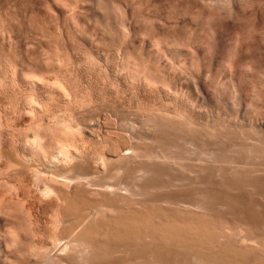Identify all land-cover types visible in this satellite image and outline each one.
Returning a JSON list of instances; mask_svg holds the SVG:
<instances>
[{"label": "rangeland", "instance_id": "374dc122", "mask_svg": "<svg viewBox=\"0 0 264 264\" xmlns=\"http://www.w3.org/2000/svg\"><path fill=\"white\" fill-rule=\"evenodd\" d=\"M219 1L220 0H216V1H214V0H134V1L133 0H113V1L112 0H103V2H102V0H98V1L97 0H54V1L53 0H0V175H1L0 176V184H1L0 185V215H1L0 216V233H2L4 230L5 231H8L9 229L11 230V228L13 230L14 229L20 230L19 229L20 226L18 224H21V227L26 228V226H28L29 223L27 221H23V220L25 217H26L25 220H28L27 216H24V215H26V214H24V212H26L24 210H27L28 208H31V210L34 213L39 212L37 215L39 216L40 220H42L41 221V222H43L42 224L44 226L46 225L45 226L46 228H50L52 221L56 218V215L54 212H56V214H57L58 213L57 211L60 210V211H62V213H61L62 216H63V214L66 213L67 215L63 216L65 218L68 217V215H70V213H69L70 211L68 212L66 210H68V207L70 205L72 208H74L73 207L75 205L74 200L77 201V198H78L75 196L76 193L79 194V197H81V196L84 197V195H85L84 199L85 198L86 199L87 198L92 199L94 197L96 198L97 195L94 196L96 191H95V193L93 191L97 190V188L100 187L101 185H102L101 187L104 188L103 185L107 186V185H110V183H111L110 189H112V188L114 189L117 187L118 191H119V189L123 190L125 192V194H124L121 191L123 193V195H127V197L123 196V195H122L123 196L122 197L121 194L119 192H117V195L119 193V196H115V194H114L115 198H113V199H116V198L118 199L120 197L119 199H122V201L126 202V204L129 205L131 203L129 201H131L132 199L130 197L128 198V196H131V194L133 192L137 195L132 194L131 197L133 198V195H134L135 197L133 199L135 200V198H136L139 200V202H136L138 200L132 201V202H134L135 208L137 206H140L141 209H147V211L145 210V212H148V211L151 212L152 210H154L155 206H156L155 202L158 205V204H160L159 201H161V199H162V201L169 200V199L172 200L174 197L178 198V195H179L178 199L174 198L173 200H182V199L185 200L189 196L191 197L193 194V196H192L193 198L189 197V199L185 200V201L192 200L193 203H197V201H199V203L201 202L200 208H202V209L197 208L198 206L195 207V209L194 208L189 209V208H186L185 206L181 207V206H179V204H177L178 206H176L174 203L171 204V205H174V207L173 206L170 207L169 204L167 206L164 205V207L166 209H168L169 214H173V217H174V215H178V217H181V218H185V217L197 218L200 221V224L204 225V227L201 228L204 231L203 230L200 231L201 229L198 230L201 233H203V235L200 234L199 236H200V238H202L201 236H203V238H205L207 235H209V237H207V238H209L210 243H212L211 245H213L215 243L212 246V248H217L215 246V245H217L215 240L220 238V236L218 234L219 233L221 234L224 231L223 228L226 227L227 225L229 226L231 222L232 223H231L230 227L233 226L235 229H237V227L239 229L240 226L241 227L245 226V227H243L244 230L242 228V232L244 231L243 232L244 234L248 233L249 235L251 233L250 236H252V237H255V234H256V236L264 234V174H262L264 172V170H263L264 169V161H263L264 160V156H263L264 155V122H263L264 118L261 117V116L264 117V108H263L264 107V0H250V1L249 0H247V1L246 0H244V1L240 0L241 2L239 1V3L236 0H228V1L221 0L222 1V2L220 1L221 4L219 3ZM97 2L98 3L100 2V3L98 4ZM101 3H103L101 5L103 7V10L101 9V6H100ZM224 3H226V4H224ZM229 3H230V5H228ZM97 4H98V6H97ZM104 4H106V6ZM134 4H135V8H134ZM116 5L118 6V9L116 8L117 7ZM58 6H60V7L58 8ZM107 9H109V12H111V13H108V15L105 14L108 12ZM233 12L235 14H233ZM73 15L74 16L76 15L75 16L76 18L74 17L75 20H72ZM64 17H65V19H64ZM43 18H44L45 23L42 21ZM47 19H48V21H47ZM68 19L71 20L70 21L71 23H69V24L72 25V29L74 31L70 28V26L68 24ZM76 19L78 22L76 21ZM74 21L77 22V24L74 23ZM66 23H67V25H66ZM78 23L80 25H78ZM76 25H77V27H76ZM163 27H165V28H163ZM69 28H70V30H69ZM54 29H56V31ZM59 29H61V31ZM50 30L55 31V32L53 33ZM125 30H126V33H125ZM57 31H60V32H57ZM66 32H69L72 35H70L69 33H66ZM51 33H52V35H51ZM237 33H240L241 36L240 35L238 36ZM53 34L55 36H57L56 37L57 40L54 39L55 36ZM73 35L76 37H74ZM233 35H236V37ZM244 35L246 36V38ZM63 37L65 39H62ZM71 37H73V38H71ZM115 37H116V39H115ZM238 37H240V38L238 39ZM69 39H71V40H69ZM235 39H237V40H235ZM240 39H241V41H240ZM63 40H64V42H63ZM121 40H123L124 42ZM229 40H230V42H229ZM234 40L239 41V43L238 42L237 43H238V45L239 44L240 45L238 46V45L234 44V42H235ZM153 41L155 42L154 45H156V46L151 44V43H153ZM56 42H58V43H56ZM121 42H123V43H121ZM124 43L126 45H124L123 46L124 48H123L122 45ZM158 44H160V45H158ZM65 45H67L68 47ZM64 47L66 50L64 49ZM116 47H118V48L116 49ZM121 47L123 49H121V51H119ZM157 47L159 49H157ZM152 48H154V49H152ZM232 48H234L236 53L233 52L234 50ZM53 50H55V51H53ZM116 50H117V52H116ZM123 50H125V51H123ZM129 51H130V54L132 53V55L128 56ZM119 53L121 54L120 56L118 55ZM125 53H127L126 56H124ZM162 53H163V55H162ZM166 54L168 57H166ZM133 56L136 57V59ZM67 57H69V58H67ZM58 59H59V61H58ZM128 59L129 60L131 59L132 61L130 60V61H128L129 62L128 63L126 61ZM135 60L137 61V63L140 66L137 67ZM61 61H62V63H61ZM63 61H65L66 64ZM59 63H61V64L59 65ZM124 64L127 65V68ZM134 64H136V66H134V67H136L135 68L136 70L132 69ZM149 65H150V67H149ZM172 65H173V67H171ZM65 66H68V67H65ZM140 68H142V70ZM148 68L150 70H148ZM158 68H159V70H158ZM179 68H181V70ZM68 69H69V71H68ZM171 69H173V70H171ZM152 70H154V72H152ZM155 70H158L159 73H158V71H155ZM178 70H179V72H178ZM144 71H145V73H144ZM169 71H171L173 73H171ZM131 72H133V73L131 74ZM139 72H141V73H139ZM155 72H157V74ZM176 72H178V73H176ZM143 73L145 75L147 74V77H152L153 81H152V79L148 80L149 79L148 78V79H146V80H148L146 82L145 78H140V77H142V75H144ZM150 73H152V74L150 75ZM164 73H165V75H164ZM175 73L177 74L176 76H174ZM134 74H137L138 77L137 76L135 77ZM139 74H141V75H139ZM154 74H156L157 76L155 77ZM132 75H133V77H135V79L140 78L141 80L138 79L139 82H138V80L134 81V78L132 77ZM145 75H144V77H146ZM164 76H167L166 77L167 80L164 78ZM173 77H174V80H173ZM131 78H133V81H131ZM170 78L172 81H170ZM216 78H217V80H215ZM161 79H163V81L166 80L167 85L165 84V82H161L162 81ZM155 80H157V82H161V85H159V83H156ZM228 80H230V81H228ZM149 81H151L150 84H153V82L155 81V83H156V84L154 83L155 88H154V84H153L152 89L154 88L156 90L151 89V85H148ZM182 81H184V82H182ZM204 81H205V83H204ZM140 82L143 85L147 84L146 86H144L145 88H143V85L141 86ZM218 82H220V83H218ZM58 83H60V84L58 85ZM133 83H135V84H133ZM216 83L220 84V85L217 86ZM227 83H229V85ZM236 83H237V87H236ZM157 84L161 87H159ZM162 85H165V86H162ZM224 85H226V86H224ZM132 86H134V87H132ZM147 86H148V89H146ZM149 86H150V88H149ZM165 87H167V88L170 87L171 89L170 88H168V89H170L171 91L168 89H167L168 91H166ZM178 87H179V89H176ZM197 87H200L202 89L200 90V88H197ZM235 87H236V89H235ZM241 87H242V90H241ZM76 88H77V90H76ZM163 88H164V90H163ZM144 89H146L147 91ZM197 89H198V91H197ZM172 90H175V92ZM235 90H238L239 93ZM145 91H146V93H145ZM169 91L171 92L170 94H169ZM180 91L182 93H180ZM199 91L201 93L202 92L203 93L200 95ZM230 91H231V93H230ZM149 92H151V94ZM166 92H168V93H166ZM236 92H237V94H236ZM160 93H162L163 95ZM172 93H174V94H172ZM177 93H180V95ZM184 93L186 94L185 96H187V97H185V99H184ZM258 93L260 94V96L258 95ZM74 94H76V95H74ZM203 94L206 97H204ZM182 95H183V97H182ZM238 95H239V98H238ZM171 96H173V99L175 98L176 100L178 98L179 100H177V102L178 101L179 102L177 103L175 99L171 100V98H172ZM198 96H200V98H199L200 101L198 99ZM138 97H140V98H138ZM181 97H182V99H181ZM150 98L153 101V102L151 101V103H150ZM163 98L165 101L163 100ZM143 99L145 100V102ZM147 99H148V101H147ZM160 99H161V101H160ZM191 100H193V102H192L193 104H191ZM231 100L233 101V103ZM155 101H157L158 103ZM162 101L164 103H161ZM202 101L204 102L203 104H202ZM257 101H259V102H257ZM146 102H148V103H146ZM251 102H252V105L250 107L249 105L251 104ZM144 103H146L149 107L146 104L143 105ZM154 103L157 104V106H158L157 108H159L160 110H158L156 108V104H154ZM172 103H174V104H172ZM185 103H187V104H185ZM246 103H248V104H246ZM150 104H151V106H150ZM153 104L155 105L154 108H155L156 112H157V110L160 111L159 115H158V112L156 113L153 111L154 110L153 108H150V107H153ZM167 104L168 105L170 104V106L174 105V107H172L171 109L165 110V108L168 106ZM201 105L202 106L206 105V106L203 107V109H202ZM246 105H248V106H246ZM137 106H138V108H137ZM144 106L148 107L147 111L142 110V108H144ZM163 106H165V107H163ZM191 106L193 109L191 108ZM176 107H178L179 109L182 107L183 111L185 109H186V111H184V112L182 111L183 112V115H182V112H181L182 108H181V110H179ZM246 107H247V109H246ZM161 108H164V109H161ZM174 108H176L177 110ZM195 108H196V110H195ZM256 108H258V109H256ZM145 109H147V108H145ZM175 110H176V113H175ZM178 110L180 112H178ZM189 110H190V113L188 114L187 112H189ZM239 110H240V113H239ZM151 111L154 112V113L152 112L154 114V115L152 114V116L150 115ZM163 111H165V112H163ZM191 111L195 112L196 114L191 112ZM198 111H200V112H198ZM201 112H202V114H201ZM245 112H247V113H245ZM155 113L158 117V118H156V120L159 119L158 120L159 123L154 118V117H156ZM161 113H164V115H161ZM233 113H234V115H233ZM236 113H238L240 115L238 116V114H236ZM259 113H261L260 116H259ZM171 114H173L175 117H173ZM255 114H256V116H255L256 119L254 117ZM71 115H72V117H71ZM160 115H161V117L166 116L167 121L170 119L171 116L174 119L172 118V121L169 120V123H167L166 121L160 120V118H161ZM177 115H178V118L181 116L180 119H186L188 124H190L191 121H193V119H194V123H195V119H196L195 124L198 127L195 126L196 127L195 128L194 127L195 124L193 125L192 124L193 122H192L191 124L193 125L194 128L193 127L192 128L190 127V128L192 130L193 129H195V130L190 132L191 131L190 128L189 129H187V127L184 128V126H186V124H185L186 120H181L185 124V125L183 124V127H182L183 129H181L180 126H182V122L177 121V119H178V118H176ZM120 116H122V117H120ZM164 117H163V119L166 120V117L165 118ZM228 117L231 121L228 119ZM230 117H232V118H230ZM233 117L234 118L236 117L237 120H236V118L234 119ZM71 118H73V119H71ZM175 118H176V120H175ZM258 118H260V120ZM148 119H149V121H147ZM188 119L191 120L190 123L188 122L189 121ZM240 119L244 120V121L242 120V123L243 122L245 123V121H246V123L242 124L240 122ZM253 119H254V121H253ZM197 120H198V122H197ZM233 120H234V122H233ZM247 120H248V122H247ZM258 120L260 122H257ZM73 121H75V122H73ZM162 122L163 123L166 122L165 123L166 126L168 127V125H169L170 127L169 128L165 127V125ZM180 122H181V124H179ZM256 122L258 123V125ZM233 123H235V124H233ZM252 124H253V128L251 127ZM262 124H263V126H262ZM192 125H190V126H192ZM171 126H173L174 128H172ZM187 126H189V125H187ZM249 128H251V129H249ZM254 129H256V130L252 131ZM193 133H194V135H193ZM38 135H39V137H38ZM191 136H193V137H191ZM243 136H245V137H243ZM125 137L127 139L128 138L129 139L127 140ZM105 138H109V139H105ZM194 139H197V140H195L196 142L194 141ZM252 139L253 140L255 139V140L253 141ZM194 142L196 143V145L199 142H201V143L198 144L199 146L198 145L196 146L194 144ZM123 143H126V144L129 143V145L127 146L126 144H123ZM130 143H133L135 146L137 145L139 147H137V146L134 147V145L132 144L134 148H130V147H132L130 145ZM105 144L108 146L106 147ZM47 145H48V147H47ZM124 145H126V147H124ZM59 146H60V148H59ZM70 146H73V147H71L72 149L70 148ZM165 146H166V148L170 149V151H172V150L173 151L168 152L169 150L166 149ZM109 147H111V149L113 148L112 151L114 150V153H115V151H116L115 149L117 147L120 149V150H118V148H117L118 153L116 151V153H115L116 155L120 153L119 151H121V149L127 148V151H129L128 147L130 148L129 152H133V150H135V152H136V149H138V148H141L140 150L144 149V152L146 151L145 148H148L147 150L149 152V149L153 148L151 150L153 152L155 151V153H157L159 151L160 153L162 152V153H165V154L172 156V157L175 156L174 158L177 157L179 159H181L180 157L182 156L181 160H178L177 158L175 159L178 162L179 161L182 162V164L181 163L176 164L177 162L174 160V158H172L173 160L169 159L171 161H169V160L167 162L165 161L166 163H163V161H162L163 159H161L160 163H159V161L157 163H155L156 160H159V159H156L154 157L153 158H154L155 164H153V160H150V159H152V157L146 156L145 155L146 153H143L144 155L141 156L142 152H143L142 151L140 154L137 153L136 156H139L140 161L142 160L144 162H145L146 158L147 159L149 158L148 164L146 162L145 163L140 162L138 159H136L139 157L133 158V161L131 159H126L127 162L125 160H123V161H125L124 163H127V164H128V162H130V164L132 162H134V164L136 163L135 167L129 166V167H131V168H129V167H127L128 166L127 164L125 165L123 163V161L120 165L119 164L120 162H115V160H113L115 158V154H113L112 151H111L112 154L110 152H108L111 150ZM102 148H103V150H102ZM105 148H107V149H105ZM61 149H63V150H61ZM199 149H201V150H199ZM64 150H66L67 152H64ZM140 150H137V151H140ZM151 150H150V154H153V152ZM103 152H105V153H103ZM5 153L8 157L5 155ZM63 153L64 154L69 153L68 156L70 155V153H72L71 155H72V157H74L75 160L73 158H72L73 160L71 159V155H70V158L69 157L67 158V154L65 156ZM210 153L212 155L213 154L214 155L212 156ZM255 153L261 155V157L259 155L256 156ZM21 154H23V155H21ZM59 154H61V155L59 156ZM199 154H200V157L198 159ZM201 154L205 157L204 158L202 156L204 158V159H202L203 162L206 160V162H204V164L200 160ZM220 154H221V156H220ZM9 155H10V157H9ZM16 155H17V157H16ZM39 155H41L42 157ZM45 155H47L48 157H46ZM99 155H101V156L107 155L105 157L106 159L103 157L105 162H104V160L101 161ZM208 155H211V156H208ZM11 156H12V158L15 157L16 159H19V156H21V159L23 158L22 161H24V165H27L30 167H31V165H33L34 168H36V169L30 168V167H29L30 169L25 168L27 166H25V167L23 166L24 170L22 169V167H18V168L16 167L17 169H15L14 166H16V165L14 164L15 162H12ZM75 156H78V157H75ZM214 156L217 159H215ZM45 157H46V160L49 159L50 162L47 161V163H48V165L50 164V166L55 165V164H56L55 166H57L60 164L59 166H57L60 168V169L58 168L59 171L57 170V172H56L55 169L50 170V168H52L53 166L48 168V165H47V167L45 168L46 165L43 166L44 164H47L46 161H44ZM92 157H95V158L98 157L100 159L101 163L103 162V164H104V165L102 164L103 167L101 168V166H102L101 163H99V164L97 163L99 161V159L97 160V159L92 158ZM111 157H113L112 160H113L114 164H112L113 163V162H111L112 160L109 159ZM257 157L261 161H259V159H257ZM183 158L185 160L187 159V161L185 162V160H183ZM191 158L194 160L196 159V162L191 160L192 165H190L191 162H189ZM249 158H251V159H249ZM70 159L72 162L70 161ZM88 159L90 161L94 160V162L93 163H92V161L89 162ZM108 159L111 161H110V163L108 162L109 163L108 165H106L105 163H107L106 160H108ZM8 160H9V162H8ZM40 160L42 161V163L43 162H45V163L41 164ZM80 160H81V162H80ZM86 160L88 161V163H86L87 162ZM128 160H131V161H128ZM182 160L185 162L186 166H187L188 162L190 163L189 166H187L188 168L183 164L184 162ZM199 160L202 162L203 165L200 164V166H199V163H200V162L198 163ZM226 160H229L230 162L231 161L232 162L229 163ZM237 160H240L241 163ZM52 161L54 164L52 163ZM118 161H119V159H118ZM120 161H121V159H120ZM150 161H152L151 165L154 166L153 168L150 165ZM174 161L176 163H174V166H173V165H171L173 163H170V162H174ZM138 162H140V163H138ZM168 162H169V164H168ZM236 162L239 163V164L237 163L239 166L236 164ZM7 163L8 164L10 163V165L12 163V166H10V167H12L13 169L10 168V169H12L11 171H9L10 169H9V165H7ZM82 163L83 164L86 163V165H83ZM94 163H97L96 166L101 165V166H98L100 168L96 170V166H94L95 165ZM137 163H138V165H137ZM194 163H196V164H194ZM197 163H198V166L200 168L198 166H197L198 168L196 167ZM252 163L256 164V165L254 164V168L251 167V166H253ZM13 164H14V166H13ZM37 164H38V166H37ZM87 164L90 166H88ZM134 164H132V166H134ZM139 164H141V165H139ZM146 164L149 165V168L147 167ZM257 164H259V165L261 164L262 167L261 166L260 167L262 168V170H261V168L258 169L259 165H257ZM5 165H7L8 168ZM109 165L118 166L117 167L118 169H119V167H121L122 169H124L125 174L122 175L124 173V171L121 168H120V170L123 173H121L119 170L118 172H120V173L117 174L116 173L117 171H115V170H117V168L115 169V166H114V168H113V166L111 168ZM194 165H195L196 169L193 168ZM230 165H232V168ZM55 166L53 168H57ZM104 166L106 167V169L114 170V172L111 173V171H112L111 170V171H109V173H111V174H109L108 170H107L108 174L105 173L106 170H104L105 169ZM125 166L128 169L125 168ZM183 166H184V168H183L184 170L181 171ZM256 166H257V168H256ZM37 167L39 170L41 169L40 171H42V172H40V171L39 172L41 174L45 175V177H46V175H47V177H51V175H54L55 178L57 179V181H60L62 183L63 182L65 183V181H63V180H65V178H66V180L69 182V183L67 182L68 185H66V183L65 184L63 183L64 185L62 187V183L59 182L61 186L59 185V183L57 184L58 190L61 187L60 189L63 190L62 192H64L63 188H65V190H67L69 192L71 191L70 193H71V195H73L72 197L74 200L70 199V198H72L71 195H70V197L68 196L69 198H67V194L64 195L66 197V199H64L62 197L63 194L60 192L58 193L51 186H48V185L46 186V184L44 185V183L38 184L37 181L38 182H41V181L38 179H35L36 178L35 175L38 174V172L36 173V171L38 170ZM88 167H93V169L92 168L88 169ZM185 167H186V169H185ZM94 168H95V170H94ZM138 168L144 169L143 170L144 172H142V173H145V174L141 173L142 175H140V174L139 175L138 174L132 175V174L137 173L136 171L139 170ZM191 168H193L192 170H194V169L195 170L192 171ZM222 168H223V170H222ZM227 168H229V169H227ZM32 169L35 170V172ZM176 169H178V170H176ZM188 169H190V170H188ZM199 169H200V172L202 171L201 175H199V173H200ZM257 169H258V172H255V171H257ZM236 170H239V171H236ZM259 170L261 171V174L259 173L260 172ZM96 171H98V172L100 171V172L97 173ZM101 171H105V172L101 173ZM132 171H134V173H132ZM242 171H243V173H242ZM248 171H252L251 173L256 174V175H253V174L252 175H253V177L257 176L256 179H258V180H256L255 177L252 178L251 173ZM32 172H33V174H31ZM128 172H129V174H128ZM139 172L140 171H138V173ZM188 172L190 174L191 173L195 174V176H191L192 174L190 175ZM196 172L198 174H196ZM240 172L242 175H239ZM244 172L250 173V174H248V177L251 176V178L247 177L248 181L244 177L245 175L247 176V174L245 173V175H243ZM91 173H93V175ZM94 173H96V174L94 175ZM130 173H132V174H130ZM106 174H107V176H105ZM113 174H115V175H113ZM129 175H131L133 178L129 177ZM235 175H237V176H235ZM34 176H35V178H34ZM135 176H136V178H135ZM240 176H242V177L239 180V178H237V177H240ZM194 177H195V179H194ZM258 177H262L263 179L261 180V178H258ZM33 178L35 181L33 180ZM82 178H84V179H82ZM199 178L201 180V184H200V180L198 181V183H196V181ZM243 179H244V181H241ZM250 179H253V180L250 181ZM185 180H187L188 183ZM228 180H229V182H228ZM237 180H239V181H237ZM245 180H246V182H245ZM254 181L255 182L259 181V182L255 183ZM32 182H34V183H32ZM70 183H72V184L70 185ZM80 183H82V184H80ZM83 183H84V185H83ZM100 183H101V185L98 186L97 184H100ZM113 183H115L113 186H115V185H117V186L113 187L112 186ZM244 183L247 186L244 185ZM196 184H197L198 188L201 189L202 192L198 191L199 189L197 188ZM95 185H97L98 187L96 188ZM138 185H139V187H138ZM35 186H39V187H35ZM67 186H68V188L69 187L70 188L68 189ZM120 186L124 187V189L121 188ZM238 186L242 187V188H239ZM47 187H48V189H47ZM90 187H91V189H90ZM126 187H128L129 191H130V188L132 187L131 191H130L131 192L130 195H129L130 192H128ZM103 188L101 190H99V188H98L99 192H97V194H98V196L100 195L99 196L100 198L104 196V194H102ZM192 188L194 190H192ZM132 189H135V190L132 191ZM235 189H236V191H235ZM193 191H196V194ZM66 192H64V193H66ZM69 192H67V193H69ZM80 192L81 193L84 192V193L81 195ZM86 192L90 196H87ZM114 192L116 193V191H114ZM190 192H191V195L188 196L187 194H190ZM199 192H201V194ZM56 193L62 198L63 202L60 201L61 199H58L59 196ZM113 193H112V195H113ZM126 193H128V194H126ZM61 194H62V196H61ZM181 194H183L184 196ZM108 195H109V197H111V194H108ZM28 197L29 198L31 197V198L29 199ZM75 197H76V199H75ZM112 197L110 199H112ZM166 197L167 198L169 197V199H167ZM22 198H24V199H22ZM108 198L106 196V199H108ZM164 198H166V199H164ZM195 198H197V199H195ZM33 199H35V200H33ZM63 199L66 200V202ZM82 199H80V200H82ZM96 199H99V198H96ZM119 199H118V201H119ZM126 199H128V200H126ZM29 200H31V201H29ZM67 200L69 201V203L67 202ZM71 200L73 203L72 202L70 203ZM80 200L77 202L81 203L83 201V200L82 201H80ZM150 200L152 202L153 201H155V202L151 203ZM195 200H196V202H195ZM26 201H29V202H26ZM120 201H119V203L116 201V204L119 205L120 203H123ZM145 201H146V203H145ZM64 202H65V204H64ZM77 202H76V206L79 204ZM147 202L151 203V207L149 206V204ZM161 203H163V202H161ZM199 203H197V204L199 205ZM63 204L65 205V207H63ZM67 204L69 205L68 207L66 206ZM124 204H120L121 206H123L122 209H125V207H126V209L123 210V213L126 210L130 211V209H127V208L129 206H130L129 208H132L131 206L133 204L131 203V205H129L128 207L124 206ZM152 204H154L155 206ZM60 205H61V208L59 207ZM134 205H133V208H134ZM71 207H69V209ZM159 207H161V204ZM159 207H157V208L159 209ZM176 207H178V208L181 207V208L178 209ZM65 208H66V210H64ZM72 208L70 209L71 211H72ZM133 208L131 210H133ZM183 208L185 210H183ZM196 208L198 210L199 209L200 210L198 211ZM62 209L64 210V212L65 211L66 212L63 213ZM139 209H137V210H139ZM141 209L139 211H141ZM181 209H182V211H181ZM118 210H120V209L118 208ZM195 210L198 213L199 212L202 213V215L200 213L199 214L197 213L198 216H195V215H197ZM60 211H59V215H60ZM117 211H115V212H117ZM119 212H120V214L122 213L121 211H119ZM125 213L127 214L128 212L126 211ZM219 213H221V214H219ZM53 214L55 215V217H53L54 216ZM190 214H191V216H190ZM156 215H158V214L157 213H155L154 215L152 214L153 217L154 216L157 217ZM199 215L202 217H199ZM115 216H117V215H115ZM152 216H151V218H152ZM217 216H219V217H217ZM222 216H223V218H226L227 220L229 218L228 222H226V219L224 220L222 218ZM171 217L172 216L170 215V218ZM205 217H207L208 219ZM236 217H237V219H236ZM69 218H70V216H69ZM69 218L65 219L66 222L64 223V226L67 222H68L67 225L70 223L69 221L71 218L70 219ZM151 218L149 221H153V218H152V220H151ZM160 218L158 216V219L160 220L159 224L161 222ZM202 218H205L208 221L210 220V218H211V221L214 219L213 220L214 222L212 223L214 225H215V223L219 222L220 223L219 225H221L220 227H222V228L220 229L218 224H217V226L221 231L222 230L223 231L218 233L217 230H215V229H218L217 226L215 225L216 226V228H215V226L212 224L211 225L215 229L213 227H211L209 229V227L211 226V225H209L210 221L208 223L206 221V224H204L205 220ZM217 218H220V219L222 218V220H223V221L221 220L222 223L220 222V219L217 220ZM96 219H94L93 221L97 223ZM98 219H100V218H98ZM49 220H50V222H49ZM201 220H203L204 222H202ZM215 220H216V222H215ZM234 220H236V222ZM149 221H148V223L151 224L152 227L157 225L155 223L152 224ZM155 221H156V223L158 222L156 219H154V222ZM256 222H257V224H256ZM15 223L17 226H19L18 228L12 227L13 225H14V227H17V226H15ZM23 223H25V224H23ZM148 223L147 224L144 223L143 227H145V225H148V226H146L147 228L151 227ZM236 223H238V224H236ZM91 224H93V223L91 222ZM223 224L225 225L224 227H223ZM186 225L184 224V226H182V224H181L182 227L187 229ZM208 225H209V227H208ZM10 226H11V228H10ZM52 226H51V228H52ZM60 226L62 227L63 225L60 224ZM96 226H97V224H96ZM206 226L208 227V229H207L208 232L205 231L207 228ZM56 229L58 230L59 226ZM219 229H218V231H220ZM10 230H9V232L12 231V230L11 231ZM211 230H213L214 233H215V231L217 232V234L215 233L216 234L215 239H214L215 235L213 234L214 235L213 236L211 234V236L213 237L215 242L211 241V239H212V237L210 236ZM232 230H233V228H232ZM238 231H241V230H238ZM238 231L235 230V232H238ZM205 232L207 233V235L204 237V235L206 234ZM187 233L189 234V232H187ZM198 233L194 234V235L197 234L196 235L197 237L193 236L194 239L198 238V239H196L195 244H198V245L201 244L203 247H205L206 250H209V248H211V246L208 245L210 243L207 244V242H209L208 239H207V241L205 240L206 238L204 240L200 239L198 237ZM231 234L228 235V238L227 237L221 238V240L218 239V241H217V242H220L222 245L223 244L227 245L228 247H225L223 245L226 250H227V248L228 249L233 248L232 246H234V245L236 246L238 244L237 242H236L237 244H234L235 239H232V238H235V237H233V235L231 236ZM234 234H237V233H234ZM253 234H254V236H253ZM98 235L99 236H97V237L100 240H102V239L105 240L104 238H106V240H108L111 237V236L108 237L107 234H105L106 237H104L103 233L101 236H100V234H98ZM128 235H129V233H127V236ZM237 235H236V237H237ZM240 235H241V233L239 234V236ZM230 236L232 238H230ZM20 237H18V241H20V240L23 241L24 237H22V239ZM102 237H104V238H102ZM142 237H147L148 239L142 238ZM142 237H141L142 238L141 240L143 242H145V241L147 242V240H148L147 243H149V241H150V243H151V241H152V243L154 242L153 240L149 239L150 237H148V236H142ZM238 237L236 238V241H238ZM259 237H261V236H259ZM259 237H258V239L261 241L263 238L261 237L262 239H260ZM263 237H264V235H263ZM143 239H145V240H143ZM199 239L201 241L203 240V242L205 241L206 244L202 243ZM222 239H224V240H222ZM229 239H232V240H229ZM253 239L254 238H252L251 240H253ZM0 240H1L0 241V243H1L0 244V255L2 254L1 256L3 257V258L1 257L0 259H4L3 261H5V258H7V256L10 253L5 248V246L2 242L1 236H0ZM109 240H111V239H109ZM255 240L259 241L257 239H255ZM263 241H264V239H263ZM224 242H226V243H224ZM248 242L249 243H246L247 245L244 243V245H245L244 248L245 247L249 248V246L251 244H250V241H248ZM173 243L174 242L171 241L172 250L174 251V249H175V252H176V253L173 252V254L176 255V257L181 256V258L185 257V259H186V257H188L187 258L188 260L186 259L187 261L185 259H181L182 261L180 262V264L184 263V261L186 263L188 262L191 264H197L198 260L193 261V260H196L194 258L193 254L196 253V250H198L199 248H202V247H199L197 245L196 247H199V248L195 247L196 249L194 248V251L192 249L185 247V249H186L185 250L186 252H185L182 249H181L182 251L180 250V248L184 249L183 246L176 245L174 248ZM220 243H218V244H220ZM239 243H241V244H238L239 246L243 244V242H241V241H239ZM256 243L257 242H255L254 244L256 245ZM260 243L259 242L257 243L256 247H254L255 250L253 249V252L251 251L252 248L250 249V251L253 254L251 252L248 253L247 251H249V250L247 248H246L247 249L246 251L244 250V248H243L244 251H241L242 250L241 246H240L241 250L239 249L240 252L239 251H237V252L238 253L244 252V255L248 256V259L250 258L249 260H254L256 258L262 260L264 258V254H262V253H264V246H262ZM221 244L217 245L219 248L218 250L215 249L217 252L222 251L224 249L223 246H222V248H220ZM258 244H259V248H257ZM262 244L264 245V243H262ZM239 246H238V248H239ZM260 246H261V248H260ZM238 248H237V250H238ZM177 250H178V253H177ZM200 250H202V249H200ZM91 252H92V250L90 251V253ZM184 252L186 253V255ZM93 253L95 254V253H97V251L96 252L93 251L91 254L94 255ZM123 253L121 252L120 255L122 256V255L126 254V253L125 254H123ZM187 253H188V255H187ZM190 253L194 259L192 258V256H189ZM256 253H258V254H256ZM91 254H89L90 260H89L88 253H87V255L83 256V260L81 259V261H83V264H91L92 263ZM259 254H262L263 256L262 255H260L261 257L257 256ZM118 256H119V254H118ZM255 256H257V257H255ZM10 257L12 258V256L9 255L7 260ZM189 258H192V259H189ZM263 261H264V259H263ZM199 262H202L203 264H210V263L203 262V261H199ZM80 264H81V262H80Z\"/></svg>", "mask_w": 264, "mask_h": 264}, {"label": "bare ground", "instance_id": "6f19581e", "mask_svg": "<svg viewBox=\"0 0 264 264\" xmlns=\"http://www.w3.org/2000/svg\"><path fill=\"white\" fill-rule=\"evenodd\" d=\"M54 1V0H53ZM98 1V0H97ZM113 1V0H112ZM134 1V0H133ZM214 1H216V0H214ZM221 1V0H220ZM219 1V3L221 4V2ZM226 1H228V0H226ZM238 3H239V1L240 0H236ZM242 1H244V0H242ZM247 1V0H246ZM245 1V2H246ZM250 1V0H249ZM248 1V2H249ZM83 2V1H82ZM95 2V1H94ZM93 2V3H94ZM102 2H103V0H102ZM136 2V1H135ZM143 2V1H142ZM210 2V1H209ZM241 2V1H240ZM244 2V3H245ZM98 3V2H97ZM100 3V2H99ZM98 3V4H99ZM194 3V2H193ZM202 3V2H201ZM205 3V2H204ZM208 3V2H207ZM218 3V4H219ZM228 3V2H227ZM259 3V2H258ZM98 4H97V6H98ZM103 3H101L100 4V6L102 5ZM188 4V3H187ZM224 4H226V3H224ZM243 4V3H242ZM251 4V3H250ZM58 5V4H57ZM105 6H106V4H104ZM140 5V4H139ZM144 5V4H143ZM209 5V4H208ZM228 5H230V3L228 4ZM117 6V5H116ZM141 6V5H140ZM206 6V5H205ZM218 6V5H217ZM60 6H58V8H59ZM115 7V6H114ZM220 7V6H219ZM244 7V6H243ZM260 7V6H259ZM113 8V7H112ZM117 9H118V6L116 7ZM133 8V7H132ZM134 8H135V4H134ZM141 8V7H140ZM242 8V7H241ZM97 9V8H96ZM101 9L103 10V7L101 6ZM100 9V10H101ZM106 9V8H105ZM104 9V10H105ZM116 9V10H117ZM233 9V8H232ZM108 10V12L107 13H105L106 15H108V13H111V12H109V9H107ZM200 10V9H199ZM198 10V11H199ZM216 10V9H215ZM225 10V9H224ZM150 11V10H149ZM169 11V10H168ZM244 11V10H243ZM159 12V11H158ZM235 12V11H234ZM233 12V14H235ZM104 13V12H103ZM208 13V12H207ZM68 14V13H67ZM199 14V13H198ZM241 14V13H240ZM204 15V14H203ZM223 15V14H222ZM68 16V15H67ZM72 16V15H71ZM76 16V15H75ZM74 15H73V19L72 20H75L74 19V17H75ZM224 16V15H223ZM71 18V17H70ZM76 18V17H75ZM42 19V18H41ZM64 19H65V17H64ZM67 19V18H66ZM43 22H44V18H43V20H42ZM47 21H48V19H47ZM46 21V22H47ZM71 20L70 19H68V24L69 23H71L70 22ZM76 21H77V19H76ZM78 22V21H77ZM77 22H75L74 21V23H76L77 24ZM45 23V22H44ZM52 23V22H51ZM64 23V22H63ZM73 23V22H72ZM47 24V23H46ZM66 25H67V23H66ZM78 25H80L79 23H78ZM152 25V24H151ZM163 25V24H162ZM161 25V26H162ZM65 26V25H64ZM69 26H70V28L72 29V25H70L69 24ZM165 26V25H164ZM255 26V25H254ZM75 27V26H74ZM76 27H77V25H76ZM82 27V26H81ZM53 28V27H52ZM70 28H69V30H70ZM158 28V27H157ZM163 28H165V27H163ZM249 28V27H248ZM263 28V27H262ZM62 29V28H61ZM61 29H59L60 31H61ZM65 29V28H64ZM63 29V30H64ZM68 29V28H67ZM77 29V28H76ZM55 31H56V29H54ZM73 30V29H72ZM47 31V30H46ZM51 31V30H50ZM55 31H51V32H55ZM60 31H57V32H60ZM74 31V30H73ZM81 31V30H80ZM124 31V30H123ZM63 32V31H62ZM79 32V31H78ZM253 32V31H252ZM66 33H69V32H66ZM123 33V32H122ZM125 33H126V30H125ZM245 33V32H244ZM258 33V32H257ZM48 34V33H47ZM56 34V33H55ZM63 34V33H62ZM70 35H72L71 33H69ZM79 34V33H78ZM51 35H52V33H51ZM50 35V36H51ZM54 35V34H53ZM61 35V34H60ZM65 35V34H64ZM145 35V34H144ZM237 35L239 36L240 35V33H237ZM243 35V34H242ZM49 36V35H48ZM55 36V35H54ZM74 36V35H73ZM78 36V35H77ZM127 36V35H126ZM143 36V35H142ZM147 36V35H146ZM233 36H235L236 37V35H233ZM241 36V35H240ZM245 36V35H244ZM56 37L57 36H55V38L54 39H56ZM61 37V36H60ZM74 37H76V36H74ZM145 37V36H144ZM149 37V36H148ZM243 37V36H242ZM70 38V37H69ZM71 38H73V37H71ZM114 38V37H113ZM123 38V37H122ZM146 38V37H145ZM155 38V37H154ZM161 38V37H160ZM233 38V37H232ZM240 37H238V39H239ZM245 38H246V36H245ZM60 39V38H59ZM62 39H65L64 37L62 38ZM115 39H116V37H115ZM156 39V38H155ZM57 40V39H56ZM61 40V39H60ZM69 40H71V39H69ZM157 40V39H156ZM164 40V39H163ZM235 40H237V39H235ZM234 40V41H235ZM244 40V39H243ZM53 41V40H52ZM80 41V40H79ZM120 41V40H119ZM121 41H123V40H121ZM240 41H241V39H240ZM245 41V40H244ZM54 42V41H53ZM59 42V41H58ZM58 42H56V43H58ZM63 42H64V40H63ZM71 42V41H70ZM124 42V41H123ZM123 42H121V43H123ZM159 42V41H158ZM200 42V41H199ZM229 42H230V40H229ZM232 42V41H231ZM236 42V43H235ZM234 42V44H236V45H238V43H239V41H235ZM238 42V43H237ZM253 42V41H252ZM51 43V42H50ZM113 43V42H112ZM120 43V42H119ZM126 43V42H125ZM121 44L122 45V47L124 46V45H126V44ZM146 43V42H145ZM154 41H153V43H151V44H153L154 45ZM167 43V42H166ZM233 43V42H232ZM248 43V42H247ZM68 44V43H67ZM70 44V43H69ZM111 44V43H110ZM114 44V43H113ZM57 45V44H56ZM61 45V44H60ZM64 45V44H63ZM62 45V46H63ZM112 45V44H111ZM158 45H160V44H158ZM164 45V44H163ZM240 45V44H239ZM238 45V46H239ZM65 46H67V45H65ZM114 46V45H113ZM116 46V45H115ZM120 46V45H119ZM154 46H156V45H154ZM52 47V46H51ZM68 47V46H67ZM120 48V50L119 51H121V49H123V48ZM233 47V46H232ZM236 47V46H235ZM53 48V47H52ZM63 48V47H62ZM100 48V47H99ZM114 48V47H113ZM118 47H116V49H117ZM126 48V47H125ZM131 48V47H130ZM156 48V47H155ZM239 48V47H238ZM257 48V47H256ZM64 49H65V47H64ZM68 49V48H67ZM128 49V48H127ZM151 49V48H150ZM152 49H154V48H152ZM157 49H159L158 47H157ZM170 49V48H169ZM233 50H234V48H232ZM236 49V48H235ZM59 50V49H58ZM61 50V49H60ZM66 50V49H65ZM140 50V49H139ZM239 50V49H238ZM53 51H55V50H53ZM73 51V50H72ZM123 51H125V50H123ZM153 51V50H152ZM158 51V50H157ZM160 51V50H159ZM246 51V50H245ZM116 52H117V50H116ZM128 52V51H127ZM194 52V51H193ZM231 52V51H230ZM233 52H235V50L233 51ZM61 53V52H60ZM121 53V52H120ZM118 54L119 56L121 55V54ZM149 53V52H148ZM236 53V52H235ZM126 54L127 53H125V55L124 56H126ZM165 54V53H164ZM194 54V53H193ZM59 55V54H58ZM64 55V54H63ZM129 55H132V53L130 54V51H129V54H128V56ZM162 55H163V53H162ZM68 56V55H67ZM123 56V57H124ZM54 57V56H53ZM66 57V56H65ZM134 57V56H133ZM166 57H168L167 56V54H166ZM254 57V56H253ZM67 58H69V57H67ZM122 58V57H121ZM130 58V57H129ZM135 59H136V57H134ZM157 58V57H156ZM52 59V58H51ZM109 59V58H108ZM124 59V58H123ZM167 59V58H166ZM67 60V59H66ZM65 60V61H66ZM131 60V59H130ZM129 59L128 60H126L127 62L128 61H130ZM161 60V59H160ZM164 60V59H163ZM58 61H59V59H58ZM65 61H63V62H65ZM69 61V60H68ZM123 61V60H122ZM132 61V60H131ZM136 61V60H135ZM134 61V62H135ZM147 61V60H146ZM156 61V60H155ZM67 62V61H66ZM66 62H65V64H66ZM126 62V63H127ZM172 62V61H171ZM254 62V61H253ZM61 63H62V61H61ZM61 63H59V65L61 64ZM83 63V62H82ZM129 63V62H128ZM132 63V62H131ZM89 64V63H88ZM123 64V63H122ZM136 64H137V67L138 66H140L138 63H137V61H136ZM136 64H134L133 65V68L132 69H135L136 67H134V66H136ZM143 64V63H142ZM146 64V63H145ZM152 64V63H151ZM168 64V63H167ZM166 64V65H167ZM173 64V63H172ZM63 65V64H62ZM125 66H126V68H127V65L126 64H124ZM130 65V64H129ZM132 65V64H131ZM65 67H68V66H65ZM97 67V66H96ZM148 67V66H147ZM146 67V68H147ZM149 67H150V65H149ZM171 67H173V65L171 66ZM62 68V67H61ZM157 68V67H156ZM160 68V67H159ZM159 68H158V70H159ZM119 69V68H118ZM129 69V68H128ZM138 69V68H137ZM141 70H142V68H140ZM144 69V68H143ZM176 69V68H175ZM180 70H181V68H179ZM233 69V68H232ZM136 70V69H135ZM139 70V69H138ZM148 70H150L149 68H148ZM158 70H155V71H158ZM164 70V69H163ZM171 70H173V69H171ZM68 71H69V69H68ZM130 71V70H129ZM175 71V70H174ZM117 72V71H116ZM134 72V71H133ZM133 72H131V74L133 73ZM152 72H154V70H152ZM165 72V71H164ZM169 72H171V71H169ZM178 72H179V70H178ZM178 72H176V73H178ZM203 72V71H202ZM227 72V71H226ZM129 73V72H128ZM137 73V72H136ZM139 73H141V72H139ZM144 73H145V71H144ZM143 73V74H144ZM156 74H157V72H155ZM158 73H159V71H158ZM171 73H173V72H171ZM174 74V76H176L177 74ZM211 73V72H210ZM152 73H150V75H151ZM156 74H154L155 75V77L157 76ZM169 74V73H168ZM209 74V73H208ZM106 75V74H105ZM135 75V77L137 76L138 77V75L137 74H134ZM139 75H141V74H139ZM145 75V74H144ZM144 75H142V77H140V78H145V81L147 82L148 80H150V79H152V81H153V78L152 77H147V74L145 75L146 77H144ZM164 75H165V73H164ZM171 75V74H170ZM189 75V74H188ZM181 76V75H180ZM193 76V75H192ZM209 76V75H208ZM132 77H133V75H132ZM135 77H133L134 78V81H137L138 79H140V78H137V79H135ZM154 77V78H155ZM160 77V76H159ZM167 76H164V78L167 80V78H166ZM191 77V76H190ZM206 77V76H205ZM263 77V76H262ZM114 78V77H113ZM133 78H131V81H133ZM149 78V79H148ZM163 78V79H164ZM211 78V77H210ZM146 79H148V80H146ZM163 79H161L162 81L161 82H165V84H166V80L165 81H163ZM194 79V78H193ZM206 79V78H205ZM233 79V78H232ZM141 80V79H140ZM158 80V79H157ZM157 80H155L156 81V83H159V85H161V82H157ZM173 80H174V77H173ZM181 80V79H180ZM186 80V79H185ZM184 80V81H185ZM200 80V79H199ZM215 80H217V78L215 79ZM226 80V79H225ZM231 80V79H230ZM230 80H228V81H230ZM143 81V80H142ZM155 81L153 82V84L155 83ZM170 81H172L171 80V78H170ZM184 81H182V82H184ZM213 81V80H212ZM59 82V81H58ZM70 82V81H69ZM76 82V81H75ZM100 82V81H99ZM113 82V81H112ZM138 82H139V80H138ZM168 82V81H167ZM203 82V81H202ZM68 83V82H67ZM71 83V82H70ZM69 83V84H70ZM106 83V82H105ZM126 83V82H125ZM130 83V82H129ZM137 83V82H136ZM145 83V82H144ZM151 83V81H149V83H148V85H151V89H152V85L153 84H150ZM155 83V84H156ZM204 83H205V81H204ZM218 83H220V82H218ZM223 83V82H222ZM230 83V82H229ZM229 83H227L228 85H229ZM57 84V83H56ZM60 83H58V85H59ZM133 84H135V83H133ZM140 84H141V82H140ZM155 84H154V88H155ZM183 84V83H182ZM217 84V83H216ZM225 84V83H224ZM71 85V84H70ZM112 85V84H111ZM118 85V84H117ZM143 84H141V86H142ZM147 84H145V85H143V88H145L144 86H146ZM158 85V84H157ZM158 85V86H159ZM167 85V84H166ZM204 85V84H203ZM218 85H220V84H217V86ZM223 85V84H222ZM250 85V84H249ZM131 86V85H130ZM137 86V85H136ZM140 86V85H139ZM140 86V87H141ZM162 86H165V85H162ZM224 86H226V85H224ZM62 87V86H61ZM132 87H134V86H132ZM159 87H161V86H159ZM234 87V86H233ZM236 87H237V83H236ZM236 87H235V89H236ZM66 88V87H65ZM149 88H150V86H149ZM153 88V89H154ZM157 88V87H156ZM166 88V91H168V90H170L171 88L170 87H168V88H170V89H168L167 87H165ZM197 88H200V87H197ZM220 88V87H219ZM224 88V87H223ZM67 89V88H66ZM89 89V88H88ZM146 89H148V86H147V88ZM146 89H144V90H146ZM150 89V90H151ZM152 89V90H153ZM159 89V88H158ZM168 89V90H167ZM176 89H179V87L178 88H176ZM175 89V90H176ZM202 88H200V90H201ZM226 89V88H225ZM76 90H77V88H76ZM75 90V91H76ZM125 90V89H124ZM143 90V89H142ZM154 90H156V89H154ZM162 90V89H161ZM163 90H164V88H163ZM175 90H172V91H174L175 92ZM219 90V89H218ZM230 90V89H229ZM241 90H242V87H241ZM147 91V90H146ZM146 91H145V93H146ZM171 91V90H170ZM169 91V94L171 93ZM178 91V90H177ZM182 91V90H181ZM180 91V93H182ZM197 91H198V89H197ZM203 91V90H202ZM232 91V90H231ZM231 91H230V93H231ZM234 91V90H233ZM235 91H237L238 92V90H235ZM156 92V91H155ZM154 92V93H155ZM196 92V91H195ZM200 92V91H199ZM222 92V91H221ZM237 92H236V94H237ZM67 93V92H66ZM150 94H151V92H149ZM166 93H168V92H166ZM180 93H177V94H179L180 95ZM203 93V92H202ZM201 92H200V95L202 94ZM206 93V92H205ZM239 93V92H238ZM144 94V93H143ZM160 94H162V93H160ZM172 94H174V93H172ZM171 94V95H172ZM226 94V93H225ZM234 94V93H233ZM232 94V95H233ZM242 94V93H241ZM256 94V93H255ZM74 95H76V94H74ZM149 95V94H148ZM147 95V96H148ZM163 95V94H162ZM186 94L184 93V99H185V97H187V96H185ZM258 95L260 96V94L258 93ZM78 96V95H77ZM89 96V95H88ZM96 96V95H95ZM143 96V95H142ZM150 96V95H149ZM148 96V97H149ZM158 96V95H157ZM156 96V97H157ZM176 96V95H175ZM203 96L204 97H206L204 94H203ZM231 96V95H230ZM229 96V97H230ZM155 97V96H154ZM163 97V96H162ZM169 97V96H168ZM172 98H171V100L173 99V96H171ZM177 97V96H176ZM182 97H183V95H182ZM182 97H181V99H182ZM203 97V98H204ZM241 97V96H240ZM254 97V96H253ZM85 98V97H84ZM138 98H140V97H138ZM159 98V97H158ZM166 98V97H165ZM170 98V97H169ZM191 98V97H190ZM200 98V96H198V99ZM233 98V97H232ZM238 98H239V95H238ZM259 98V97H258ZM80 99V98H79ZM118 99V98H117ZM175 99V98H174ZM173 99V100H174ZM197 99V100H198ZM206 99V98H205ZM231 99V98H230ZM229 99V100H230ZM236 99V98H235ZM234 99V100H235ZM144 100V99H143ZM163 100H164V98H163ZM167 100V99H166ZM176 100V99H175ZM177 100H179L178 98H177ZM177 100H176V102H177ZM187 100V99H186ZM253 100V99H252ZM260 100V99H259ZM88 101V100H87ZM147 101H148V99H147ZM151 98H150V103H151ZM158 101V100H157ZM157 101H155V102H157ZM160 101H161V99H160ZM159 101V102H160ZM165 101V100H164ZM199 101H200V99H199ZM232 101V100H231ZM74 102V101H73ZM85 102V101H84ZM107 102V101H106ZM142 102V101H141ZM144 102H145V100H144ZM153 102V101H152ZM168 102V101H167ZM179 102V101H178ZM177 102V103H178ZM189 102V101H188ZM193 102V100H191V104H193L192 103ZM235 102V101H234ZM247 102V101H246ZM257 102H259V101H257ZM263 102V101H262ZM261 102V103H262ZM82 103V102H81ZM143 103V102H142ZM146 103H148V102H146ZM146 103H144L143 105H145ZM158 103V102H157ZM161 103H164L163 101L161 102ZM160 103V104H161ZM175 103V102H174ZM174 103H172V104H174ZM184 103V102H183ZM204 102L202 101V104H203ZM232 103H233V101H232ZM141 104V103H140ZM154 104H156V103H154ZM153 104V107H150V108H153L154 110V112H156V110H155V108H154V105ZM185 104H187V103H185ZM190 104V103H189ZM188 104V105H189ZM190 104V105H191ZM195 104V103H194ZM198 104V103H197ZM246 104H248V103H246ZM260 104V103H259ZM96 105V104H95ZM147 105V104H146ZM168 105V104H167ZM166 105V106H167ZM178 105V104H177ZM235 105V104H234ZM251 105H252V102H251V104L249 105L250 107H251ZM85 106V105H84ZM83 106V107H84ZM88 106V105H87ZM148 106V105H147ZM150 106H151V104H150ZM176 106V105H175ZM183 106V105H182ZM195 106V105H194ZM193 106V107H194ZM202 106V105H201ZM206 106V105H205ZM205 106H202V109H203V107H205ZM246 106H248V105H246ZM149 107V106H148ZM148 107H145L144 106V108H142V110H145V111H147L148 110ZM158 106H157V104H156V108H157ZM162 107V106H161ZM163 107H165V106H163ZM168 107V108H167ZM166 108H165V110L166 109H171L172 107H174V105L172 106H170V104L167 106ZM77 108V107H76ZM137 108H138V106H137ZM145 108H147V109H145ZM176 108H178V107H176ZM176 108H174V109H176ZM182 108V107H181ZM181 108L179 109V110H181ZM191 108H192V106H191ZM264 108V107H263ZM75 109V108H74ZM140 109V108H139ZM158 110H160L159 108H157ZM161 109H164V108H161ZM193 109V108H192ZM242 109V108H241ZM246 109H247V107H246ZM249 109V108H248ZM256 109H258V108H256ZM260 109V108H259ZM157 110V112H158V115L160 114L159 112L160 111H158ZM177 110V109H176ZM176 110H175V113H176ZM178 110V112H180ZM195 110H196V108H195ZM255 110V109H254ZM85 111V110H84ZM93 111V110H92ZM108 111V110H107ZM153 111H151V113H150V115L152 116V114L154 113ZM162 111V110H161ZM183 111V108H182V110H181V112ZM184 111H186V109L184 110ZM183 111V112H184ZM201 111V110H200ZM200 111H198V112H200ZM231 111V110H230ZM258 111V110H257ZM261 111V110H260ZM141 112V111H140ZM153 112V113H152ZM156 112V113H157ZM163 112H165V111H163ZM173 112V111H172ZM183 112H182V115H183ZM191 112H193V111H191ZM143 113V112H142ZM147 113V112H146ZM156 113H155V115H156ZM188 114L190 113V110H189V112H187ZM193 113H195V112H193ZM239 113H240V110H239ZM245 113H247V112H245ZM132 114V113H131ZM130 114V115H131ZM169 114V113H168ZM174 114V113H173ZM173 114H171L173 117H175ZM196 114V113H195ZM201 114H202V112H201ZM229 114V113H228ZM236 114H238V113H236ZM252 114V113H251ZM260 114L261 113H259V116H260ZM81 115V114H80ZM142 115V114H141ZM154 115V114H153ZM161 115H164V113H161ZM161 115H160V117H161ZM176 115V114H175ZM233 115H234V113H233ZM240 114H238V116H239ZM244 115V114H243ZM253 115V114H252ZM123 116V115H122ZM122 116H120V117H122ZM144 116V115H143ZM170 117V119L169 120H171L172 121V118L173 117ZM197 116V115H196ZM231 116V115H230ZM237 116V117H238ZM247 116V115H246ZM256 116V114L254 115V117ZM71 117H72V115H71ZM126 117V116H125ZM128 117V116H127ZM136 117V116H135ZM164 117V116H163ZM163 117H161L160 118V120H162V121H166L167 123H169V120L167 121V117H166V120H164L163 119ZM164 117V118H165ZM181 117V116H180ZM180 117L178 118V115L176 116V118H178L177 119V121H181V120H186V119H180ZM252 117V116H251ZM250 117V118H251ZM262 118H264L263 116H261ZM76 118V117H75ZM98 118V117H97ZM108 118V117H107ZM132 118V117H131ZM134 118V117H133ZM148 118V117H147ZM146 118V119H147ZM155 118V120H156V118H158L157 117V115H156V117H154ZM169 118V117H168ZM176 118H175V120H176ZM183 118V117H182ZM186 118V117H185ZM203 118V117H202ZM201 118V119H202ZM230 118H232V117H230ZM234 118V117H233ZM236 118V117H235ZM234 118V119H235ZM71 119H73V118H71ZM70 119V120H71ZM174 119V118H173ZM180 119V120H179ZM191 119V118H190ZM190 119H188L189 121V123H190ZM228 119H229V117H228ZM227 119V120H228ZM255 119H256V117H255ZM259 120H260V118H258ZM76 120V119H75ZM94 120V119H93ZM107 120V119H106ZM123 120V119H122ZM125 120V119H124ZM137 120V119H136ZM159 119H157L156 121H158ZM225 120V119H224ZM230 120V119H229ZM236 120H237V118H236ZM242 120L243 119H240V122L242 123ZM257 121V122H260V121ZM138 121V120H137ZM147 121H149V119L147 120ZM176 121V122H177ZM231 121V120H230ZM244 121V120H243ZM253 121H254V119H253ZM73 122H75V121H73ZM78 122V121H77ZM105 122V121H104ZM114 122V121H113ZM165 122V123H166ZM175 122V123H176ZM182 122V121H181ZM181 122L179 123V124H181ZM193 122V123H192ZM197 122H198V120H197ZM233 122H234V120H233ZM247 122H248V120H247ZM250 122V121H249ZM256 122V123H257ZM263 122H264V120H263ZM79 123V122H78ZM158 123H159V121H158ZM163 123V122H162ZM165 123H163L164 125H165V127H167L166 126V124ZM191 123L194 125L195 123H196V119H195V123H194V119H193V121H191ZM188 124L187 123V120H186V126H184V128L185 127H187V129H189L190 127L192 128L193 127V125L192 124ZM238 123V122H237ZM245 123H246V121H245ZM244 122L242 123V124H245ZM254 123V122H253ZM183 124H184V122H182V126H180L181 127V129H183L182 127H183ZM184 124V125H185ZM233 124H235V123H233ZM241 124V125H242ZM162 125V124H161ZM163 125V126H164ZM187 125H189V126H187ZM190 125H192V126H190ZM240 125V126H241ZM257 125H258V123H257ZM71 126V125H70ZM195 126H197L196 124L194 125V127ZM205 126V125H204ZM234 126V125H233ZM262 126H263V124H262ZM81 127V126H80ZM139 127V126H138ZM170 126L168 125V127L167 128H169ZM172 128H174L173 126H171ZM193 127V128H194ZM198 127V126H197ZM246 127V126H245ZM251 127L253 128V124L251 125ZM258 127V126H257ZM87 128V127H86ZM99 128V127H98ZM161 128V127H160ZM190 128V132H192L193 130H195V129H191ZM196 128V127H195ZM211 128V127H210ZM242 128V127H241ZM248 128V127H247ZM255 128V127H254ZM77 129V128H76ZM84 129V128H83ZM152 129V128H151ZM206 129V128H205ZM249 129H251V128H249ZM175 130V129H174ZM177 130V129H176ZM225 130V129H224ZM245 130V129H244ZM256 129H254V130H252V131H255ZM262 130V129H261ZM260 130V131H261ZM73 131V130H72ZM156 131V130H155ZM246 131V130H245ZM258 131V130H257ZM94 132V131H93ZM118 132V131H117ZM153 132V131H152ZM203 132V131H202ZM248 132V131H247ZM125 133V132H124ZM138 133V132H137ZM254 133V132H253ZM258 133V132H257ZM119 134V133H118ZM156 134V133H155ZM188 134V133H187ZM197 134V133H196ZM252 134V133H251ZM259 134V133H258ZM263 134V133H262ZM72 135V134H71ZM123 135V134H122ZM173 135V134H172ZM193 135H194V133H193ZM224 135V134H223ZM120 136V135H119ZM118 136V137H119ZM138 136V135H137ZM167 136V135H166ZM186 136V135H185ZM222 136V135H221ZM228 136V135H227ZM230 136V135H229ZM248 136V135H247ZM246 136V137H247ZM256 136V135H255ZM38 137H39V135H38ZM123 137V136H122ZM127 137V136H126ZM125 137V138H126ZM191 137H193V136H191ZM199 137V136H198ZM207 137V136H206ZM236 137V136H235ZM243 137H245V136H243ZM253 137V136H252ZM257 137V136H256ZM260 137V136H259ZM76 138V137H75ZM146 138V137H145ZM195 138V137H194ZM218 138V137H217ZM239 138V137H238ZM248 138V137H247ZM250 138V137H249ZM105 139H109V138H105ZM127 139V138H126ZM129 139V138H128ZM127 139V140H128ZM149 139V138H148ZM171 139V138H170ZM192 139V138H191ZM259 139V138H258ZM66 140V139H65ZM112 140V139H111ZM161 140V139H160ZM163 140V139H162ZM179 140V139H178ZM195 140H197V139H194V141ZM230 140V139H229ZM253 140V139H252ZM255 140V139H254ZM253 140V141H254ZM260 140V139H259ZM71 141V140H70ZM105 141V140H104ZM108 141V140H107ZM143 141V140H142ZM148 141V140H147ZM177 141V140H176ZM214 141V140H213ZM223 141V140H222ZM252 141V142H253ZM262 141V140H261ZM62 142V141H61ZM72 142V141H71ZM98 142V141H97ZM120 142V141H119ZM144 142V141H143ZM150 142V141H149ZM156 142V141H155ZM174 142V141H173ZM196 142V141H195ZM194 142V144L196 145V143ZM230 142V141H229ZM251 142V143H252ZM23 143V142H22ZM109 143V142H108ZM177 143V142H176ZM199 143H201V142H199ZM198 143V144H199ZM221 143V142H220ZM68 144V143H67ZM97 144V143H96ZM116 144V143H115ZM114 144V145H115ZM123 144H126V143H123ZM133 143H130V145L132 146V147H130V148H134V147H136L134 144V147H133V145H132ZM167 144V143H166ZM173 144V143H172ZM197 144V145H198ZM254 144V143H253ZM257 144V143H256ZM70 145V144H69ZM113 145V144H112ZM120 145V144H119ZM127 146L129 145V143L128 144H126ZM126 145H124V147H126ZM196 145V146H197ZM105 146L107 147L108 145H106L105 144ZM110 146V145H109ZM116 146V145H115ZM145 146V145H144ZM199 146V145H198ZM14 147V146H13ZM45 147V146H44ZM47 147H48V145H47ZM67 147V146H66ZM71 147H73V146H70V148ZM114 147V146H113ZM137 147H139V146H137ZM141 147V146H140ZM162 147V146H161ZM164 147V146H163ZM204 147V146H203ZM251 147V146H250ZM258 147V146H257ZM55 148V147H54ZM59 148H60V146H59ZM69 148V147H68ZM75 148V147H74ZM110 149H111V147H109ZM118 148V147H117ZM117 148L115 149L116 151H117ZM130 148L128 147V150L130 151ZM142 148V147H141ZM141 148H138V149H136V152H135V150H133V152H129V151H127V148H125V149H121V151H119L120 153L119 154H115L116 153V151H115V153H114V150L112 151V149L110 150V151H108V152H110L111 154H112V152H113V154H115V158L117 159H113V157H111V158H109V159H113V160H115V162H120L119 164L121 165V163H122V161L123 160H125L126 162H127V160L126 159H131L132 161H133V158H136V157H139V156H136V154L138 153V154H140L142 151V155L141 156H143L144 154L143 153H146L145 155L146 156H148V157H152V159H150V160H153V164H155V163H157L158 161H159V163H160V161H161V159H163L162 161H163V163H166L169 159H171V160H173L172 158H174V157H172V156H169V155H167V154H165V153H160L158 150V152L157 153H155V151L153 152L151 149H153V148H150L149 149V152H148V148H145L146 149V151L144 152V149H142V150H140ZM165 148H166V146H165ZM217 148V147H216ZM221 148V147H220ZM227 148V147H226ZM72 149V148H71ZM78 149V148H77ZM99 149V148H98ZM105 149H107V148H105ZM166 149H168V148H166ZM224 149V148H223ZM61 150H63V149H61ZM97 150V149H96ZM102 150H103V148H102ZM118 150H120L119 148H118ZM132 150V149H131ZM137 150H140V151H137ZM150 150L153 152V154H150ZM156 150V149H155ZM169 150V151H168ZM167 151L168 152H172V151H170V149H168ZM199 150H201V149H199ZM236 150V149H235ZM242 150V149H241ZM112 151V152H111ZM175 151V150H174ZM244 151V150H243ZM6 152V151H5ZM19 152V151H18ZM47 152V151H46ZM60 152V151H59ZM62 152V151H61ZM64 152H67L66 150H64ZM75 152V151H74ZM90 152V151H89ZM95 152V151H94ZM97 152V151H96ZM99 152V151H98ZM151 152V153H152ZM22 153V152H21ZM76 153V152H75ZM93 153V152H92ZM103 153H105V152H103ZM117 153H118V151H117ZM148 153V154H147ZM212 153V152H211ZM210 153V154H211ZM225 153V152H224ZM233 153V152H232ZM243 153V152H242ZM9 154V153H8ZM12 154V153H11ZM14 154V153H13ZM64 154V153H63ZM62 154V155H63ZM67 154V158L69 157L70 158V155L72 154V153H70V155L68 156V154L69 153H66ZM66 154H64L65 156H66ZM109 154V153H108ZM235 154V153H234ZM256 154V153H255ZM263 154V153H262ZM5 155H6V153H5ZM21 155H23V154H21ZM61 154H59V156H60ZM75 155V154H74ZM73 155V156H74ZM79 155V154H78ZM207 155V154H206ZM212 155V154H211ZM211 155H208V156H211ZM214 155V154H213ZM212 155V156H213ZM238 155V154H237ZM257 155H259V154H256V156ZM7 156V155H6ZM26 156V155H25ZM39 156H41V155H39ZM46 157H48L47 155H45ZM64 156V157H65ZM96 156V155H95ZM107 156V155H106ZM106 156H101V155H99V157H100V159H101V161H103L104 160V158L106 157ZM203 155L201 154V161L203 162V160L202 159H204L203 157H202ZM220 156H221V154H220ZM240 156V155H239ZM260 157H261V155H259ZM258 156V157H259ZM264 156V155H263ZM8 157V156H7ZM9 157H10V155H9ZM16 157H17V155H16ZM24 157V156H23ZM35 157V156H34ZM42 157V156H41ZM46 157H45V160L44 161H46V163H47V161H49V159L48 160H46ZM75 157H78V156H75ZM91 157V156H90ZM102 157V158H101ZM104 157V158H103ZM109 157V156H108ZM156 158V159H159V160H156V162L154 163V158ZM185 157V156H184ZM199 157H200V154L198 155V159H199ZM257 157V159H259ZM11 158H12V156H11ZM14 158V159H13ZM11 160H12V162H15L14 164L16 165V166H14V164H13V166L15 167V169H17L18 167H22V169H23V166L25 167V166H27V165H24V161H22L23 160V158L21 159V156H19V159H16L15 157H13ZM37 158V157H36ZM55 158V157H54ZM74 159V157H72V155H71V159ZM92 158H95V157H92ZM177 158V157H176ZM176 158H174V160L176 159ZM181 159H182V156L180 157ZM187 158V157H186ZM210 158V157H209ZM214 158H215V156H214ZM219 158V157H218ZM256 158V157H255ZM10 159V158H9ZM21 159V160H20ZM34 159V158H33ZM39 159V158H38ZM37 159V160H38ZM52 159V158H51ZM50 159V160H51ZM71 159H70V161H71ZM72 159V160H73ZM78 159V158H77ZM91 159V158H90ZM95 159H99L98 157L97 158H95ZM100 159H99V161L97 162L98 164L99 163H101V161H100ZM106 159V158H105ZM108 159V160H109ZM118 159H119V161H118ZM120 159H121V161H120ZM136 159H138L139 161H140V157L139 158H136ZM142 159V158H141ZM149 159V158H148ZM147 158H146V160H145V162L148 164V162H149V160H148ZM178 160H181V159H179V158H177ZM213 159V158H212ZM215 159H217V158H215ZM246 159V158H245ZM249 159H251V158H249ZM256 159V160H257ZM14 160V161H13ZM28 160V159H27ZM26 160V161H27ZM67 160V159H66ZM75 160V159H74ZM89 160V159H88ZM106 160V162L107 163H105L106 165H108L109 163H110V161L111 160ZM113 160L111 161V162H113ZM131 160H128V161H131ZM171 160H169V161H171ZM183 160H185L184 158H183ZM182 160V161H183ZM189 160V159H188ZM191 160H193L194 162H196V159L194 160V159H190V161L189 162H191V164L188 162L187 163V166H189V164L190 165H192V161ZM198 161V163H199V166H200V164H202V162L201 161ZM31 161V160H30ZM41 161V160H40ZM87 161V160H86ZM92 161V160H91ZM90 160H89V162H91ZM125 161H123V163L125 162ZM166 161V162H165ZM176 161V160H175ZM170 162V163H173V164H171V165H173L174 166V163H176V164H179V163H181L182 164V162H178V161H176V162ZM187 161V159L185 160V162ZM227 162H229V163H231L229 160H226ZM225 161V162H226ZM237 161H239L240 162V160H237ZM242 161V160H241ZM247 161V160H246ZM249 161V160H248ZM259 161H261L260 159H259ZM264 161V160H263ZM8 162H9V160H8ZM11 162V161H10ZM50 162V161H49ZM72 162V161H71ZM80 162H81V160H80ZM85 162V161H84ZM94 162V160L92 161V163ZM104 162H105V160H104ZM109 162V163H108ZM140 162H143V163H145L144 161H140ZM140 162H138V163H140ZM151 162L152 161H150V165H151ZM184 162V161H183ZM185 162L183 163L184 165H185ZM204 162H206V160L204 161ZM204 162H203V164H204ZM215 162V161H214ZM219 162V161H218ZM223 162V161H222ZM224 162V163H225ZM244 162V161H243ZM6 163V162H5ZM43 163H45V162H43ZM42 163V161H41V164H43ZM52 163H53V161H52ZM86 163H88V161L86 162ZM86 163L85 164H83V165H86ZM97 163H94L93 165L94 166H96L97 165ZM138 163H137V165H138ZM162 163V162H161ZM198 163H197V165H196V167L198 166ZM216 163V162H215ZM238 162H236V164H237ZM241 163V162H240ZM259 163V162H258ZM262 163V162H261ZM30 164V163H29ZM54 164V163H53ZM58 164V163H57ZM103 164V162L101 163V165ZM112 164H114V162L112 163ZM125 165L127 164V163H124ZM132 164H134V162H132L131 164H130V162H128V166L127 167H129V166H131V167H135V164H134V166H132ZM142 164V163H141ZM141 164H139V165H141ZM146 164V165H147ZM168 164H169V162H168ZM167 164V165H168ZM194 164H196V163H194ZM202 164V165H203ZM223 164V163H222ZM228 164V163H227ZM233 164V163H232ZM235 164V163H234ZM235 164V165H236ZM239 164V163H238ZM237 164V165H238ZM245 164V163H244ZM249 164V163H248ZM253 164V166H251V167H253L254 168V164L255 163H252ZM7 165H9V169L10 168H12V167H10V166H12V163H11V165H10V163L8 164L7 163ZM7 165H5V166H7ZM46 165V166H45ZM47 165H48V163L47 164H44L43 166H45V168L47 167ZM56 165V164H55ZM55 165H52L53 167L55 166ZM60 165V164H59ZM59 165H57V166H59ZM81 165V164H80ZM88 165V164H87ZM101 165H98V166H101ZM104 165V164H103ZM103 165L101 166V168L103 167ZM123 165V164H122ZM145 165V164H144ZM143 165V166H144ZM201 165V166H202ZM218 165V164H217ZM229 165V164H228ZM227 165V166H228ZM246 165V164H245ZM256 165V164H255ZM257 165H259V164H257ZM263 165V164H262ZM33 165H31V167L30 166H27V167H25V168H34V166L32 167ZM37 166H38V164H37ZM52 166H50V164L48 165V168H50V167H52ZM57 166H55V167H57ZM65 166V165H64ZM71 166V165H70ZM82 166V165H81ZM88 166H90V165H88ZM98 166H96V170L97 169H99L100 167H98ZM111 168H112V166L113 165H109ZM115 166V165H114ZM114 166H113V168H114ZM124 166V165H123ZM170 166V165H169ZM186 166V165H185ZM186 166V167H187ZM198 166V167H199ZM223 166V165H222ZM231 166V168H232V165H230ZM239 166V165H238ZM248 166V165H247ZM261 164L258 166V169H260L261 167ZM17 167V168H16ZM50 168V170L51 169H55V171L57 172V170L59 171V167H57V168ZM79 167V166H78ZM77 167V168H78ZM87 167V166H86ZM105 167V166H104ZM109 167V168H110ZM118 166H115V169L117 168ZM126 166H125V168H127ZM131 167H129V168H131ZM147 167L149 168V165H147ZM151 167L153 168L154 166L153 165H151ZM186 167H185V169H186ZM196 167H195V165L193 166V168H195L196 169ZM197 167V168H198ZM244 167V166H243ZM7 168H8V166H7ZM29 168V169H30ZM59 168V169H58ZM85 168V167H84ZM90 168H92L93 169V167H88V169H90ZM120 168L121 167H119V169L117 168V170H115V171H117L116 173L118 174V173H120L121 172V170H120ZM184 168V166L182 167V169H181V171L182 170H184L183 169ZM188 168V167H187ZM193 168H191V170L193 169ZM200 168V167H199ZM203 168V167H202ZM236 168V167H235ZM240 168V167H239ZM248 168V167H247ZM256 168H257V166H256ZM8 169V170H9ZM13 169V168H12ZM12 169H10L9 171H11ZM21 169V168H20ZM34 169H36V168H34ZM37 169H38V167H37ZM69 169V168H68ZM87 169V168H86ZM91 169V170H92ZM122 169V168H121ZM128 169V168H127ZM139 169V168H138ZM179 169V170H180ZM194 169V170H195ZM227 169H229V168H227ZM234 169V168H233ZM258 169H257V171H255V172H258ZM24 170V169H23ZM33 170V169H32ZM41 170V169H40ZM39 169L36 171V173L38 172V174H36L35 176H36V178H35V176H34V178L35 179H38V180H40L41 182H38L37 181V183L39 184V183H44V185L46 184V186L48 185V186H51L55 191H57L58 193L60 192V193H62L63 194V196H62V194H61V196L64 198V199H66V197L64 196V195H66L67 194V198H69L70 197V195H71V191L69 192V191H67V190H65V188H63L64 189V192H69V193H64V192H62L63 190H61L60 188H59V190H58V187H57V184L60 182V181H57V179L55 178V176L54 175H51V177H47V175H46V177H45V175H43V174H41L40 172H42V171H40ZM45 170V169H44ZM94 170H95V168H94ZM104 170H106V172L105 171H101V173H107V170H108V173H109V171H111L112 169H106V167H105V169ZM120 170V172H118ZM123 171H124V169H122ZM144 169H142V168H140L138 171H140L139 173H138V171H136L137 173H135V174H132V173H134V171H132V173H130V174H132V175H136V174H140V175H142V174H145V173H142V172H144L143 171ZM172 170V169H171ZM176 170H178V169H176ZM188 170H190V169H188ZM194 170H192V171H194ZM216 170V169H215ZM219 170V169H218ZM222 170H223V168H222ZM252 170V169H251ZM261 170H262V168H261ZM264 170V169H263ZM3 171V170H2ZM8 171V172H9ZM21 171V170H20ZM19 171V172H20ZM30 171V170H29ZM34 172H35V170H33ZM40 171V172H39ZM47 171V170H46ZM191 171V172H192ZM221 171V170H220ZM236 171H239V170H236ZM260 171V170H259ZM7 172V171H6ZM88 172V171H87ZM97 173H99L98 171H96ZM112 172H114V170H112L111 171V173ZM176 172V171H175ZM178 172V171H177ZM199 172H200V169H199ZM202 172V171H201ZM201 172L199 173V175H201ZM234 172V171H233ZM248 172H252V171H248ZM248 172H244V174L243 175H245V173L247 174V176L245 175L244 177H245V179H247V177H248V174H250V173H248ZM254 172V173H255ZM49 173V172H48ZM72 173V172H71ZM107 173V174H108ZM111 173H109V174H111ZM115 173V174H116ZM121 173H123V172H121ZM127 173V172H126ZM142 173V174H141ZM189 173V172H188ZM232 173V172H231ZM235 173V172H234ZM238 173V172H237ZM242 173H243V171H242ZM260 174H261V171L259 172ZM31 174H33V172L31 173ZM92 175H93V173H91ZM96 173H94V175H95ZM107 174L105 175V176H107ZM115 174H113V175H115ZM125 174V171H124V173L122 174V175H124ZM128 174H129V172H128ZM177 174V173H176ZM190 174V173H189ZM192 174V175H191ZM190 175L191 176H195V174H193V173H191ZM196 174H198L197 172H196ZM236 174V173H235ZM253 173H251V175H252ZM259 174V175H260ZM262 174H264V172L262 173ZM10 175V174H9ZM44 177H43V176ZM100 175V174H99ZM182 175V174H181ZM198 175V176H199ZM210 175V174H209ZM239 175H242L241 174V172L239 173ZM253 175H256V174H253ZM253 175H252V178H254L255 177V179H256V177L257 176H254L253 177ZM258 175V174H257ZM1 176V175H0ZM235 176H237V175H235ZM22 177V176H21ZM33 177V176H32ZM129 177H132L131 175H129ZM183 177V176H182ZM190 177V176H189ZM241 177L242 176H240V177H237V178H239V180L241 179ZM243 177V178H244ZM20 178V177H19ZM34 178H33V180H34ZM72 178V177H71ZM97 178V177H96ZM133 178V177H132ZM135 178H136V176H135ZM158 178V177H157ZM191 178V177H190ZM189 178V179H190ZM198 178V177H197ZM196 178V179H197ZM248 178H251V176H249ZM258 178H261V180L263 179L262 177H258ZM79 179V178H78ZM81 179V178H80ZM82 179H84V178H82ZM114 179V178H113ZM121 179V178H120ZM176 179V178H175ZM192 179V178H191ZM194 179H195V177H194ZM254 179V180H255ZM21 180V179H20ZM63 180V179H62ZM61 180V181H62ZM72 180V179H71ZM193 180V179H192ZM200 180V178L196 181V183H198V181ZM239 180H237V181H239ZM253 179H250V181H252ZM256 180H258V179H256ZM260 180V181H261ZM23 181V180H22ZM35 181V180H34ZM63 181H65V183H66V185H68V181L66 180V178H65V180H63ZM74 181V180H73ZM90 181V180H89ZM136 181V180H135ZM169 181V180H168ZM186 182H187V180H185ZM195 181V180H194ZM193 181V182H194ZM241 181H244V179L243 180H241ZM240 181V182H241ZM247 181H248V179H247ZM68 182V183H67ZM86 182V181H85ZM91 182V181H90ZM175 182V181H174ZM224 182V181H223ZM228 182H229V180H228ZM245 182H246V180H245ZM255 182V181H254ZM253 182V183H254ZM256 182H259V181H256ZM255 182V183H256ZM4 183V182H3ZM32 183H34V182H32ZM36 183V182H35ZM60 183H62V182H60ZM60 183H59V185H60ZM64 183V182H63ZM62 183V187H63V185L65 184H63ZM87 183V182H86ZM89 183V182H88ZM104 183V182H103ZM102 183V184H103ZM150 183V182H149ZM185 183V182H184ZM188 183V182H187ZM191 183V182H190ZM252 183V184H253ZM263 183V182H262ZM26 184V183H25ZM72 183H70V185H71ZM80 184H82V183H80ZM93 184V183H92ZM115 183H113L112 184V186L114 185ZM133 184V183H132ZM200 184H201V180H200ZM249 184V183H248ZM258 184V183H257ZM1 185V184H0ZM6 185V184H5ZM58 185V186H59ZM65 185V186H66ZM83 185H84V183H83ZM98 186H100L101 185V183L100 184H97ZM97 185H95L96 186V188L98 187ZM110 185H111V183H110ZM110 185H103L104 186V188L103 187H98L99 188V190H101L102 188H103V190H102V194H104V196L103 197H99L98 196V194H97V192H99L98 191V188H97V190H94L93 192L95 193V191H96V193L94 194V196L95 195H97L96 196V198H99V199H96L95 197V199L94 198H92V199H84V197H85V195H84V197H79V194H77L76 193V197H78L77 198V201H79L80 199H82V200H80V201H82L81 203L80 202H77V201H75L74 199H73V195H71V197L72 198H70V199H73L74 200V203H75V205L73 206L74 208H72L71 207V205L69 206L68 204L66 205L67 207L69 206V207H71L72 208V211L69 209V207H68V210H66V208L64 209V210H66V211H70L69 213H70V215H68V217H66V218H69V216H70V223L67 225V223L65 224V226H64V223L66 222L65 221V217H63L64 215H67L65 212H64V210H63V213H65V214H63V216L61 215V213H62V211H60V215H59V211H57L58 213L56 214V212H54L55 213V215H56V218L52 221V224L50 225V228H46L42 223L43 222H41L42 220H40V218H39V216L37 215L38 213H34L32 210H31V208H28L27 210H24V211H26V212H24V214H26V215H24V216H27V219L28 220H25V218H24V220L23 221H27L29 224H28V226H26V228H23V227H21V224H18L19 226H20V230H13L12 228H11V226H10V228H11V232H9V230L8 231H3L2 233H0V236L2 237V242H3V244H4V246H5V248L8 250V252L10 253L9 255H11L12 256V258L10 257L8 260H7V258L9 257V255L7 256V258H5V261H3L4 259H0V264H80V262H81V264H83V261H81V259L83 260V256H85V255H87V253H88V256H89V254H91L93 251H97V253H93L94 255H92L91 254V258H92V263L91 264H180V262L182 261L181 259H185V257H183V258H181V256H178V257H176V255H174L173 254V252H175V249H174V251L172 250V244H171V241H173L174 243H173V246H174V248H175V246L176 245H179V246H183L184 247V249L183 248H180V250L182 249V250H186L185 249V247L186 248H189V249H192L193 251H194V248L198 245V244H195L196 242V239H198V238H196V239H194V237L197 235H194L195 233H198V237L200 238V234H202L203 235V233H201L200 231H202L203 229H201V228H203L204 227V225H201L200 224V221L197 219V218H194V217H185V218H181V217H178V215H174V217H173V214H169V211H168V209H166L165 207H164V205L165 206H167L168 204H169V206L171 207V206H173L174 207V205H171L172 203H174L176 206H178L177 204H179V206H185L186 208H194L195 209V207H197V208H200L201 206H200V203H199V201H197V203H199V205L197 204V203H193L192 202V200H190V201H185V200H188L189 199V195H191V192H190V194H187L189 197L188 198H186L185 200L184 199H182V200H173L174 198L175 199H178L179 198V195H178V198H176V197H174L172 200H170L169 199V197L167 198V199H169V200H164V201H162V199H161V201H159L160 202V204H161V207H159L160 206V204H156V202L155 201H151V203H154L155 202V205L154 204H152V205H154L155 206V209L154 210H152L151 212H145V210L147 211V209H141L140 208V206H137L136 208L137 209H141V211H139V210H137L136 208H135V205H134V202H132L134 199V195H137V194H135V193H133L132 192V194H134L133 195V198L131 197L132 196V194H131V188H130V191H129V189H128V187H126L127 188V190H128V192H130L129 193V195L131 194V196H128V198L130 197L131 199V201H129V202H131L133 205H134V208H133V205L131 206L132 208H133V210H131L132 208H129L130 206L129 205H131V203L129 204V205H127L126 204V202H124V201H122V199H119V201L120 202H123V203H120V204H124V206H129L127 209H130V211H128V210H126L128 213L126 214L125 212L126 211H124V213H123V210H125L126 209V207H125V209H122V207L123 206H121L120 204V206L118 205V204H116V201L119 203V201H118V199L116 198V199H113V198H115V196H119V193L121 194V196L123 195V193L125 194V192L123 191V190H120L119 189V191H118V189H117V185H115V186H113V187H116V188H112V189H110ZM244 185H246L245 183H244ZM3 186V185H2ZM34 186V185H33ZM61 186V185H60ZM111 186V187H112ZM133 186V185H132ZM196 186H197V184H196ZM203 186V185H202ZM247 186V185H246ZM258 186V185H257ZM4 187V186H3ZM35 187H39V186H35ZM88 187V186H87ZM121 187V186H120ZM138 187H139V185H138ZM186 187V186H185ZM189 187V186H188ZM200 187V186H199ZM235 187V186H234ZM239 187V186H238ZM67 188H68V186H67ZM70 188V187H69ZM68 188V189H69ZM119 188V187H118ZM121 188H123L124 189V187H121ZM134 188V187H133ZM197 188H198V186H197ZM239 188H242V187H239ZM47 189H48V187H47ZM90 189H91V187H90ZM95 189V188H94ZM117 189V190H116ZM136 189V188H135ZM135 189H132V191L133 190H135ZM199 189V188H198ZM246 189V188H245ZM38 190V189H37ZM84 190V189H83ZM82 190V191H83ZM126 190V189H125ZM183 190V189H182ZM192 190H194L193 188H192ZM197 190V189H196ZM24 191V190H23ZM53 191V190H52ZM114 191H116V193L114 192ZM123 193H122V192ZM198 191H201V189H199ZM197 191V192H198ZM235 191H236V189H235ZM245 191V190H244ZM88 192V191H87ZM86 192V193H87ZM114 192V193H113ZM117 192H119L118 193V195H117ZM127 192V191H126ZM138 192V191H137ZM188 192V191H187ZM193 192H195V194H196V191H193ZM192 192V193H193ZM202 192V191H201ZM201 192H199L200 194H201ZM239 192V191H238ZM26 193V192H25ZM28 193V192H27ZM81 193V192H80ZM84 193V192H83ZM83 193H81V195L83 194ZM112 193H113V195H112ZM176 193V192H175ZM185 193V192H184ZM183 193V194H184ZM189 193V192H188ZM257 193V192H256ZM57 194V193H56ZM108 194H111V197H112V199H110L111 197H109V195ZM114 194H115V196H114ZM126 194H128V193H126ZM178 194V193H177ZM183 194H181V195H183ZM194 194V195H195ZM212 194V193H211ZM58 195V194H57ZM87 196H90V195H88V193L86 194ZM93 195V194H92ZM172 195V194H171ZM199 195V194H198ZM197 195V196H198ZM263 195V194H262ZM25 196V195H24ZM59 196V195H58ZM57 196V197H58ZM69 196V197H68ZM106 196H107V198L108 199H106ZM123 196H126L127 197V195H123ZM122 196V197H123ZM184 196V195H183ZM182 196V197H183ZM192 196H193V194H192ZM190 197V198H193V197ZM56 197V198H57ZM60 197V196H59ZM58 197V199H61L60 201H62V198L60 197L59 198ZM76 197H75V199H76ZM138 197V196H137ZM154 197V196H153ZM172 197V196H171ZM224 197V196H223ZM29 198V197H28ZM31 198V197H30ZM29 198V199H30ZM125 198V197H124ZM166 198H164V199H166ZM22 199H24V198H22ZM63 199V200H64ZM148 199V198H147ZM195 199H197V198H195ZM32 200V199H31ZM31 200H29V201H31ZM33 200H35V199H33ZM69 200V199H68ZM67 200V202L69 203V201ZM124 200V199H123ZM126 200H128V199H126ZM136 200H138V199H136L135 198V200L134 201H136ZM146 200V199H145ZM29 201H26V202H29ZM65 202H66V200H64ZM25 202V201H24ZM56 202V201H55ZM63 202V201H62ZM65 202H64V204H65ZM72 202V200L70 201V203ZM76 202L77 203H79L77 206H76ZM136 202H139V200L138 201H136ZM143 202V201H142ZM141 202V203H142ZM161 202H163V203H161ZM195 202H196V200H195ZM73 203V202H72ZM144 203V202H143ZM142 203V204H143ZM145 203H146V201H145ZM148 203V202H147ZM151 203H148L149 204V206L151 207ZM63 204V207H65V205ZM163 205V206H162ZM260 205V204H259ZM25 206V205H24ZM60 208H61V205L59 206ZM139 207V208H138ZM157 207H159V209L157 208ZM180 207V208H181ZM184 207V208H185ZM23 208V207H22ZM27 208V207H26ZM37 208V207H36ZM52 208V207H51ZM118 208L120 209V210H118ZM176 208H178V207H176ZM180 208H178V209H180ZM183 208V210H185ZM196 208V209H197ZM257 208V207H256ZM54 209V208H53ZM57 209V208H56ZM136 209V210H135ZM157 209V210H156ZM200 209H202V208H200ZM199 209V210H200ZM249 209V208H248ZM35 210V209H34ZM40 210V209H39ZM55 210V209H54ZM118 210V211H117ZM198 210V209H197ZM198 210V211H199ZM11 211V210H10ZM115 211H117V212H115ZM119 211H121L122 213L120 214V212ZM181 211H182V209H181ZM196 211V210H195ZM44 212V211H43ZM115 212V213H114ZM144 212V213H143ZM68 213V214H69ZM119 213V214H118ZM155 213H157L158 215H156L157 217H153L152 216V214L154 215ZM198 212L196 211V214H197ZM200 213V212H199ZM198 213V214H199ZM239 213V212H238ZM177 214V213H176ZM195 214V213H194ZM198 214L197 215H195V216H198ZM201 215H202V213H200ZM219 214H221V213H219ZM54 215V214H53ZM55 215L53 216V217H55ZM59 215V216H58ZM115 215H117V216H115ZM170 215L172 216L171 218H170ZM193 215V214H192ZM257 215V214H256ZM1 216V215H0ZM23 216V217H24ZM52 216V215H51ZM62 216V217H61ZM151 216H152V218H153V221H149L150 220V218H151ZM158 216H159V218L161 219V222H160V224H159V219H158ZM190 216H191V214H190ZM213 216V215H212ZM10 217V216H9ZM17 217V216H16ZM22 217V218H23ZM199 217H202V216H200L199 215ZM217 217H219V216H217ZM221 217V216H220ZM97 218V219H96ZM98 218H100V219H98ZM152 218H151V220H152ZM205 218H207V217H205ZM205 218H202V219H204L205 220V223L204 224H206V221H207V223L209 222V225H211L214 221V217L212 218L213 220L211 221V218H210V220L208 221V220H206ZM222 218H223V216H222ZM222 218L220 219V218H217V220H219L220 219V222L222 223ZM15 219V218H14ZM94 219H96L97 220V223L96 222H94L93 220ZM154 219H156L158 222L156 223V221L154 222ZM208 219V218H207ZM224 220L226 219V218H223ZM234 219V218H233ZM236 219H237V217H236ZM255 219V218H254ZM52 220V219H51ZM163 220V221H162ZM222 220V221H221ZM228 220H229V218H228ZM228 220L226 219V222H228ZM19 221V220H18ZM99 221V222H98ZM148 221L150 222V223H155V224H157V225H155V226H151V224H149L148 223ZM202 222H204L203 220H201ZM231 221V220H230ZM229 221V222H230ZM235 222H236V220H234ZM17 222V221H16ZM49 222H50V220H49ZM91 222L94 224H91ZM201 222V223H202ZM215 222H216V220H215ZM234 222V223H235ZM248 222V221H247ZM46 223V222H45ZM97 224V226H96V224ZM144 223L145 224H149L151 227H146V226H148V225H145V227H143L144 226ZM182 224V226H184V224L187 226V229L186 228H184V227H182L181 226V224ZM232 223V222H231ZM231 223H230V225H231ZM233 223V224H234ZM251 223V222H250ZM263 223V222H262ZM23 224H25V223H23ZM22 224V225H23ZM60 224H62L63 226L61 227L60 226ZM159 224V225H158ZM203 224V223H202ZM217 224L219 225L220 223L218 222V223H215V225L217 226ZM236 224H238V223H236ZM256 224H257V222H256ZM53 225V226H52ZM209 225H208V227H209ZM212 225H214V224H212ZM210 226L209 227V229L211 228V227H213V226ZM214 225V226H215ZM230 225L228 226H226V227H224L225 225L223 224V227L225 228H223V232L220 230L222 227H220L221 225H219V227H220V229L218 228V226H217V228L220 230V231H218V229H215L216 228V226H215V230H217V232L219 233V232H222L221 234L219 233L218 235L220 236V238H218L219 240H221V238H228V235H230L231 233V236L233 235V237H235V238H232L231 236H230V238H232V239H235V243L234 244H241V243H239V241H241V242H243V246L242 245H238L239 246V248H238V246L236 245H234V246H232L233 248H227V250L225 249V247H228L227 245H222L220 242H217L218 241V239L217 240H215L216 241V244L217 245H220L221 244V247L220 248H222V246L224 247V249L222 250V251H219V252H217L215 249H219L218 248V246L217 245H215L217 248H212V246L215 244H213V245H211L212 243H210V241H209V238H207V237H209V235H207V233L206 232H208V227L206 228V234L204 235V237L206 238H203V236H201L202 238H200V239H205L206 241H207V239H208V241L209 242H207V244L208 243H210V244H208L209 246H211V248H209V250H206L205 249V247H203L201 244V246L200 245H198L199 247H202V248H199V247H196V248H199L198 250H196V253L195 254H193L194 255V258L196 259V260H193V261H197L198 260V262L199 261H203V262H207V263H212V264H264V261H263V259L261 260V259H254V260H249L248 259V256H245L244 255V252H241V253H238L237 251H239V249L241 250V251H246L247 249L249 250V251H247L248 253L249 252H253V249L255 250V248L254 247H256V245H257V243L259 242H261L260 244L262 245V246H264L262 243H264V241H263V239H264V237H263V235H257L258 237L259 236H261V237H259L260 239H262L261 241L258 239V237L256 236V234H255V237H252V236H250L251 235V233H250V235L248 234V233H243L242 232V228L243 227H245V226H240L239 227V229H238V227H237V229L238 230H241V231H238L237 229H235L233 226L232 227H230ZM252 225V224H251ZM15 226H17L16 225V223H15ZM19 226H17V227H14V225L12 226L13 228H18ZM25 226V225H24ZM51 226H52V228H51ZM59 226V231L56 229L57 227ZM185 226V227H186ZM249 226V225H248ZM48 227V226H47ZM62 229H61V228ZM250 227V226H249ZM9 228V227H8ZM232 228H233V230H232ZM201 229V230H200ZM198 230H200V231H198ZM235 230L236 231H238V232H235ZM243 230H244V228H243ZM2 231V230H1ZM204 231V230H203ZM187 232H189V234L187 233ZM210 232V231H209ZM217 232L215 231V233L217 234ZM241 233V235L239 236V234ZM249 232V231H248ZM102 233H103V235H104V237H106L105 236V234H107V236L109 237V236H111L109 239H111V240H109L108 238V240H106V238H104V237H102V238H104L105 240H100L97 236H99L98 234H100V236L102 235ZM127 233H129V235L127 236ZM214 232H213V230H211V233H210V236H211V234L214 236V239H215V237H216V234H215ZM234 233H237V234H234ZM243 233V234H242ZM248 234V235H247ZM236 235H237V237H238V241H236ZM21 236V237H20ZM142 236H148V237H150L149 239H151V240H153L154 242L152 243V241H151V243H150V241H149V243H147L148 242V240H147V242L145 241V242H143L141 239L142 238H147V237H142ZM194 236V237H193ZM253 236H254V234H253ZM13 237V238H12ZM18 237H20L21 239H22V237H24V239H23V241L22 240H20V241H18ZM142 237V238H141ZM197 237V236H196ZM212 237V236H211ZM252 238H254L253 240H251ZM17 239V240H16ZM148 239V238H147ZM199 239V240H200ZM214 239H213V237H212V239H211V241L213 242L214 241ZM232 239H229V240H232ZM255 239H257V240H259V241H256ZM143 240H145V239H143ZM203 240L201 241L202 243H205L206 244V242L204 241L203 242ZM222 240H224V239H222ZM255 240V241H254ZM1 241V240H0ZM214 241V242H215ZM248 241H250V244L253 246H249V248L248 247H245L244 248V243L246 244V243H249ZM229 242V241H228ZM234 242V241H233ZM237 242V243H236ZM253 242V243H252ZM255 242H257L256 243V245L254 244ZM218 243H220V244H218ZM223 243V242H222ZM224 243H226V242H224ZM1 244V243H0ZM229 245V244H228ZM247 245V244H246ZM255 245V246H254ZM214 246V247H215ZM236 247V248H235ZM195 248V249H196ZM204 248V249H203ZM237 248H238V250H237ZM243 248H244V250H243ZM247 248V249H246ZM252 248V250L250 251V249ZM257 248H259V244H258V247ZM260 248H261V246H260ZM263 248V247H262ZM200 249H202V250H200ZM92 250V252L90 253V251ZM179 250V251H180ZM181 250V251H182ZM205 250V251H204ZM192 251V252H193ZM121 252L123 253V254H125V255H120L121 254ZM186 252V251H185ZM184 252V253H185ZM189 252V251H188ZM240 252V251H239ZM246 252V253H247ZM251 252V253H252ZM176 253V252H175ZM177 253H178V250H177ZM245 253V254H246ZM262 253V252H261ZM118 254H119V256H118ZM239 254V255H238ZM243 256H242V255ZM253 254V253H252ZM256 254H258V253H256ZM255 254V255H256ZM262 254H264V253H262ZM262 254H259V255H257V256H260V255H262ZM2 255V254H1ZM0 255V258L2 257ZM117 255V256H116ZM179 255V254H178ZM185 255H186V253H185ZM187 255H188V253H187ZM189 256H192L191 255V253L189 254ZM257 256H255V257H257ZM263 256V255H262ZM254 257V258H255ZM261 257V256H260ZM3 258V257H2ZM180 260H179V259ZM188 257H186V259H187ZM192 258H193V256H192ZM192 258H189V259H192ZM193 258V259H194ZM86 259V258H85ZM84 259V260H85ZM185 259V260H186ZM2 260V261H1ZM7 260V261H6ZM89 260H90V256H89ZM188 260V259H187ZM186 260V261H187ZM184 261V260H183ZM197 262V264H203L202 262H199L198 263ZM181 264H191V263H186L185 261H184V263H181Z\"/></svg>", "mask_w": 264, "mask_h": 264}]
</instances>
